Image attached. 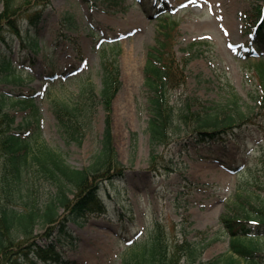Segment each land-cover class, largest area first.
Here are the masks:
<instances>
[{"label": "rangeland", "instance_id": "374dc122", "mask_svg": "<svg viewBox=\"0 0 264 264\" xmlns=\"http://www.w3.org/2000/svg\"><path fill=\"white\" fill-rule=\"evenodd\" d=\"M168 2L174 8L168 16L177 22L179 32L172 45L175 62L182 64L191 43L197 44L194 48L199 54L184 67L185 84L175 91L171 102L189 97L219 101L230 90L225 86L227 80L243 103L252 104L250 64L259 58L264 60V43L257 46L256 52L248 51L250 34L244 31L242 20L245 14L251 18L256 0ZM157 13L155 0H50L38 24L39 50L33 53L14 41L12 51L6 53L18 67L13 73L23 77L30 74L33 79L16 85L7 72L0 70V93H35L32 98L38 121L32 123L30 132H36L38 142L59 153L67 164L83 168L100 148L104 111L97 107L92 129L76 145L66 142L56 128L49 99L77 90L78 78L73 74L78 67L98 90L100 52L110 47V40L117 42L112 46L117 51L120 87L109 115L112 146L116 160L125 168L124 177L102 187L107 209L104 214L88 217L81 226L68 222L69 238L53 232L59 261L46 264H121L128 241L136 233L146 235L156 221L168 231L173 229L177 237L185 230L190 241L203 245V262L230 253V237L219 224L220 216L226 212L247 168L255 166L260 137L257 132L248 134L242 146L232 141L203 146L189 141L170 144L159 148L158 154L171 161L164 167L172 165V171L149 170V116L142 72L147 48L157 38L161 22ZM92 30L98 36L93 37ZM204 40L208 43L201 44ZM49 56L52 66H46ZM45 69L59 76L48 86L42 80ZM11 112L16 125L24 122L25 112ZM228 168L246 170L237 174ZM255 191L264 197L263 190ZM130 218L132 223L128 222ZM42 232L41 228L35 231Z\"/></svg>", "mask_w": 264, "mask_h": 264}, {"label": "trees", "instance_id": "16d2710c", "mask_svg": "<svg viewBox=\"0 0 264 264\" xmlns=\"http://www.w3.org/2000/svg\"><path fill=\"white\" fill-rule=\"evenodd\" d=\"M158 1L165 13L159 14L157 38L147 48L142 72L149 116V170L158 173L166 168L171 172L172 165L164 167L169 160L158 154V149L183 141L202 146L232 141L242 146L247 143L248 134L257 132L260 150L255 168H248L242 176L220 217L219 224L230 237L229 254L203 262V245L190 241L185 230L177 237L173 229L168 231L156 221L146 235L137 236L128 244L121 264H264V197L255 191H264V60L250 64L252 104L243 103L227 80L225 86L230 90L219 101L189 97L172 103V95L185 84L184 67L199 54L194 48L197 44L191 43L182 64L175 62L172 45L179 33L177 22L168 16L171 10L165 3ZM0 4V70L20 85L33 78L30 74L23 77L13 73L16 67L6 53L12 51L14 41L33 53L39 50L38 24L50 0H0ZM243 23L245 32L252 33L249 45H262L264 0H256L251 18L245 14ZM113 44L100 52L98 90L89 76L82 74L75 92L49 99L56 128L66 142L76 145L92 129L97 107L104 111L100 148L83 168L67 164L59 153L38 142L36 132H30L32 123L38 121L32 95L0 93V264L59 261L53 232L69 238L68 222L81 226L88 217L104 214L107 209L102 187L123 179L125 168L115 157L109 115L120 87ZM46 63L53 65L50 56ZM13 110L25 112L22 124L16 125ZM184 149L186 153L187 148ZM38 228L43 230L41 234L35 233Z\"/></svg>", "mask_w": 264, "mask_h": 264}]
</instances>
